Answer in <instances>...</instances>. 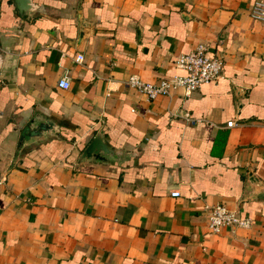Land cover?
Masks as SVG:
<instances>
[{
	"label": "crops",
	"instance_id": "0c3cea01",
	"mask_svg": "<svg viewBox=\"0 0 264 264\" xmlns=\"http://www.w3.org/2000/svg\"><path fill=\"white\" fill-rule=\"evenodd\" d=\"M253 1L32 0L19 14L0 0V264H264ZM196 44L223 58L215 81L152 98L125 84L182 73L174 60ZM30 118L58 131L18 149ZM97 131L119 155L78 159ZM249 171L261 193L245 192ZM216 202L249 225L210 231Z\"/></svg>",
	"mask_w": 264,
	"mask_h": 264
},
{
	"label": "built area",
	"instance_id": "2783aa9c",
	"mask_svg": "<svg viewBox=\"0 0 264 264\" xmlns=\"http://www.w3.org/2000/svg\"><path fill=\"white\" fill-rule=\"evenodd\" d=\"M249 16L255 20L264 22V0H254L249 6ZM82 55L76 54L75 59L81 60ZM175 66L180 68L182 73H173L159 80L151 82L142 80L136 74H129L125 84L135 88L145 96L152 98L156 95H167L176 87H183L191 90L200 84L215 81L222 75L223 58L218 54L206 53L203 44H196L185 53H180L174 60ZM56 85L60 88H67L69 80L66 76L57 79ZM6 174L0 171V186L5 182ZM171 195H178L177 190L170 192ZM206 223L212 232H218L223 226H248L249 218L239 216L234 210L225 204L216 202L206 207Z\"/></svg>",
	"mask_w": 264,
	"mask_h": 264
},
{
	"label": "water",
	"instance_id": "95a60500",
	"mask_svg": "<svg viewBox=\"0 0 264 264\" xmlns=\"http://www.w3.org/2000/svg\"><path fill=\"white\" fill-rule=\"evenodd\" d=\"M13 2L19 14H26L33 7L32 0H13ZM79 36H81V32H79L78 37ZM33 121L34 118H30L19 130L17 139L18 149L29 139H36L45 134L58 131L57 124L49 118L38 120L35 123ZM79 149L78 159L89 158L92 160L107 161L108 157H117L119 155L117 150H114L105 142L101 131L92 134L87 142L80 145ZM244 190L246 193H261V191H263V187L258 184L257 177L250 171L247 172Z\"/></svg>",
	"mask_w": 264,
	"mask_h": 264
}]
</instances>
